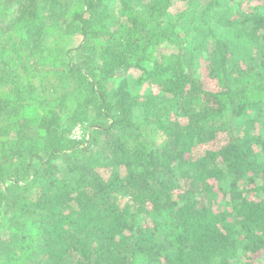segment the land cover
I'll list each match as a JSON object with an SVG mask.
<instances>
[{
    "label": "trees",
    "instance_id": "trees-1",
    "mask_svg": "<svg viewBox=\"0 0 264 264\" xmlns=\"http://www.w3.org/2000/svg\"><path fill=\"white\" fill-rule=\"evenodd\" d=\"M0 264H264V0H0Z\"/></svg>",
    "mask_w": 264,
    "mask_h": 264
},
{
    "label": "rangeland",
    "instance_id": "rangeland-1",
    "mask_svg": "<svg viewBox=\"0 0 264 264\" xmlns=\"http://www.w3.org/2000/svg\"><path fill=\"white\" fill-rule=\"evenodd\" d=\"M176 7H177V9H181L182 8V4H177L176 5ZM205 72V69H204V67L202 66L201 67V69H198L197 71H196V75L197 76H201L202 78H204V80H203V82H204V85L206 86V87H213V84H210L208 81H207V77L205 76V74L206 73H204ZM138 75H139V73L137 72V71H131V72H129V73H126L125 75H124V78H130V77H133V78H136V77H138ZM123 78V76H119V78ZM205 87V88H206ZM145 89H148L147 87L145 88ZM142 119H143V113H142V111L139 109V110H135V115H134V120L137 122V123H141L142 122ZM82 134H84L83 133V131L82 130H80V131H74L72 134H71V136L72 137H75L77 140H79V139H81L82 138ZM86 134V133H85Z\"/></svg>",
    "mask_w": 264,
    "mask_h": 264
},
{
    "label": "built area",
    "instance_id": "built-area-1",
    "mask_svg": "<svg viewBox=\"0 0 264 264\" xmlns=\"http://www.w3.org/2000/svg\"><path fill=\"white\" fill-rule=\"evenodd\" d=\"M78 129H75L74 131H77ZM79 131V130H78Z\"/></svg>",
    "mask_w": 264,
    "mask_h": 264
}]
</instances>
